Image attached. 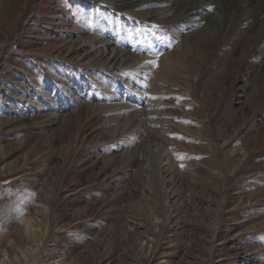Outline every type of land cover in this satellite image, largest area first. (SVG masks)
Masks as SVG:
<instances>
[{
    "label": "rangeland",
    "instance_id": "374dc122",
    "mask_svg": "<svg viewBox=\"0 0 264 264\" xmlns=\"http://www.w3.org/2000/svg\"><path fill=\"white\" fill-rule=\"evenodd\" d=\"M154 1L0 0V264H264V56Z\"/></svg>",
    "mask_w": 264,
    "mask_h": 264
},
{
    "label": "bare ground",
    "instance_id": "6f19581e",
    "mask_svg": "<svg viewBox=\"0 0 264 264\" xmlns=\"http://www.w3.org/2000/svg\"><path fill=\"white\" fill-rule=\"evenodd\" d=\"M165 1L155 0L153 3H165ZM177 3L176 9L167 10V13L170 14V17L166 19L168 22L171 20L180 21V19L182 21L188 18L197 19L195 24L192 25L195 33L190 36L188 34L184 38V42L192 38V42L201 47L213 43L217 26L222 24L224 27L231 28L234 35V39L230 38L233 39L230 45L231 49L225 54L226 62L234 56L240 59H246V56L250 58L259 53V56H264V51L260 50V47L264 48V0H179ZM231 29L230 32H232ZM225 42L226 40L223 43ZM181 49L180 46L179 49L166 53L162 56L163 58L160 56L161 59L157 64L160 76L163 77L164 74H167L162 78L163 81H166L170 72H177L178 69L183 67L182 57L179 53ZM193 70V73H195V69ZM261 70L264 71V65Z\"/></svg>",
    "mask_w": 264,
    "mask_h": 264
},
{
    "label": "snow or ice",
    "instance_id": "6c2138e0",
    "mask_svg": "<svg viewBox=\"0 0 264 264\" xmlns=\"http://www.w3.org/2000/svg\"><path fill=\"white\" fill-rule=\"evenodd\" d=\"M153 99H155V97H153Z\"/></svg>",
    "mask_w": 264,
    "mask_h": 264
}]
</instances>
